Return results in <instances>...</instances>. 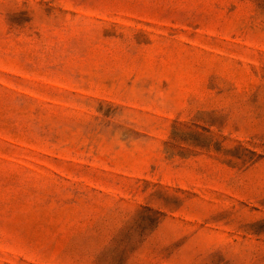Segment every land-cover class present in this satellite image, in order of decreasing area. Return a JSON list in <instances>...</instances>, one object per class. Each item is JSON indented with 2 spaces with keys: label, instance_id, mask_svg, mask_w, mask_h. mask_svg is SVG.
<instances>
[{
  "label": "rangeland",
  "instance_id": "1",
  "mask_svg": "<svg viewBox=\"0 0 264 264\" xmlns=\"http://www.w3.org/2000/svg\"><path fill=\"white\" fill-rule=\"evenodd\" d=\"M0 264H264V0H0Z\"/></svg>",
  "mask_w": 264,
  "mask_h": 264
}]
</instances>
